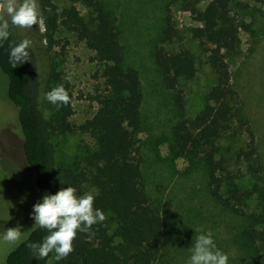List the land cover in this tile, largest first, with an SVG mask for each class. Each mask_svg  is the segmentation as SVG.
<instances>
[{
    "label": "trees",
    "instance_id": "16d2710c",
    "mask_svg": "<svg viewBox=\"0 0 264 264\" xmlns=\"http://www.w3.org/2000/svg\"><path fill=\"white\" fill-rule=\"evenodd\" d=\"M68 1L69 6L60 8L52 0H38L46 29L40 41L46 38L47 51L56 43L54 33L62 26L94 52L92 60L99 66L102 81L92 96L98 107L91 117L75 127L69 124L73 112L69 83L55 67L46 65L40 43L31 44L30 70L25 63L11 67V47L29 40L26 34L18 31L15 39L10 28L9 39L0 47V68L8 78V97L18 111L23 153L36 186L49 195L66 187L76 188L77 196L93 192L94 208L103 211L106 220L87 233L78 231L74 251L59 261L54 259L55 252L42 260L33 256L27 245L41 243L49 234L37 227L9 252L6 264H154L163 249L165 221L151 202L142 169L139 134L145 120L139 72L126 64L116 14L101 0ZM174 1L202 22L201 28L187 31L189 44L198 41L214 81L200 110L188 116L180 86L195 78L198 55L190 47L172 46L181 32L168 17L161 39L165 43L156 47L155 63L164 84L176 92L175 106L181 115L173 129L171 152L200 169L212 199L242 219L238 241L246 247L251 264H264V170L229 63L240 50L244 22L239 13L251 3L264 9V0H210L205 5L203 0ZM77 2L86 6V16ZM61 84L70 103L59 107L51 103L53 116L49 119L44 94ZM76 129L90 135L94 146L85 147L70 167H64L58 160L55 137ZM226 137L243 141L237 146L223 144Z\"/></svg>",
    "mask_w": 264,
    "mask_h": 264
},
{
    "label": "rangeland",
    "instance_id": "374dc122",
    "mask_svg": "<svg viewBox=\"0 0 264 264\" xmlns=\"http://www.w3.org/2000/svg\"><path fill=\"white\" fill-rule=\"evenodd\" d=\"M52 1L60 8L70 4L68 0ZM101 1L118 18L126 64L138 70L142 84L145 120V127L139 134L142 169L151 202L165 221L163 249L154 264H188L191 249L200 234L213 238L217 248L228 255V264H251L246 247L237 238L242 230V219L223 210L210 196L202 171L192 168L183 156H174L170 149L173 129L181 115L175 106L176 92L164 84L155 63V50L159 44L165 43L161 39L166 19L170 17L181 32V38L175 39L172 46L179 49L190 47L198 55L195 78L180 86L186 98V114L193 116L202 107L204 94L214 81L198 41L189 44L187 31L201 28L202 22L180 9L174 0ZM209 1L203 0L202 5ZM76 5L86 16V6L80 2ZM251 5L239 13L244 22L240 27L241 45L239 53L229 63L232 81L242 96L244 112L254 132L264 170V9ZM39 11L41 13L40 6ZM11 29L15 39L20 32L27 35L33 47L40 43L43 51L44 47L47 49L46 38L40 41L46 30L43 23L34 25L32 30L15 26ZM54 39V46L43 53L44 60L69 83L73 112L68 121L75 127L91 117L98 107L92 96L102 81L97 72L99 66L92 60L94 52L74 33L59 26ZM32 60L30 53V60L25 62L28 70ZM45 113L47 118H52L50 102L45 105ZM55 141L58 160L64 167H70L85 147L94 146L93 138L78 129L60 132ZM242 141L226 137L223 144L237 146ZM46 194L49 193L36 186L25 160L18 111L8 97V78L0 68V264H6L9 252L34 230L33 206L42 203ZM14 227L21 229V240L15 243L4 241L3 231Z\"/></svg>",
    "mask_w": 264,
    "mask_h": 264
},
{
    "label": "clouds",
    "instance_id": "9594fccd",
    "mask_svg": "<svg viewBox=\"0 0 264 264\" xmlns=\"http://www.w3.org/2000/svg\"><path fill=\"white\" fill-rule=\"evenodd\" d=\"M43 17L39 11L38 0H0V47H3L11 35L12 26L32 30L34 25L40 26ZM30 40H23L9 53V63L12 68L30 60ZM44 98L59 106H67L70 97L63 84L44 94ZM74 187L61 188L56 194H46L42 203L33 206V229H46L48 235L41 243H30L27 246L37 260L45 259L55 252L54 259H66L74 251L73 241L77 232L87 233L92 226L106 220V215L94 208L95 194L86 192L76 195ZM199 231V230H198ZM22 231L19 227L3 231V240L15 243L21 240ZM192 255L188 264H228L229 257L217 248L210 235L200 234L195 239L191 249Z\"/></svg>",
    "mask_w": 264,
    "mask_h": 264
}]
</instances>
